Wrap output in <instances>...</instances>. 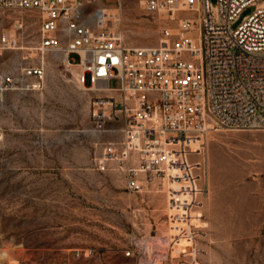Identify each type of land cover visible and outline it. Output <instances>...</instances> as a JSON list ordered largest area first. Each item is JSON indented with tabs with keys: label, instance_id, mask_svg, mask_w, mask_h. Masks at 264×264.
Here are the masks:
<instances>
[{
	"label": "rangeland",
	"instance_id": "1",
	"mask_svg": "<svg viewBox=\"0 0 264 264\" xmlns=\"http://www.w3.org/2000/svg\"><path fill=\"white\" fill-rule=\"evenodd\" d=\"M117 1L98 5L117 18ZM120 2L117 28L125 43L156 44L159 20L139 0ZM253 10L246 6L232 28ZM16 20L22 22L18 48L0 53L5 72L26 61L23 47L27 61L38 58L29 56L39 40L35 10L0 7V39ZM65 57L47 54L43 89L7 92L0 105V264H139L147 254L140 239H164L168 224L173 240L149 264H264V129H211L195 143L202 144L191 155L201 162L202 191L191 211L192 241L179 234L185 222L173 215L182 208L168 207L164 184L128 193L119 165L102 160L104 146L121 139L120 124L95 128L93 98L104 93L79 87ZM119 85L118 78L109 80L110 87Z\"/></svg>",
	"mask_w": 264,
	"mask_h": 264
},
{
	"label": "built area",
	"instance_id": "2",
	"mask_svg": "<svg viewBox=\"0 0 264 264\" xmlns=\"http://www.w3.org/2000/svg\"><path fill=\"white\" fill-rule=\"evenodd\" d=\"M99 1L0 0V7L40 16L39 40L29 51L38 58L27 61L25 53L18 68L0 70V105L7 92L42 90L45 56L63 53L81 67L88 90L104 93L93 98L95 128L120 124L121 139L104 146L102 160L119 165L128 193H140L154 181L166 184L168 207L183 205V218L192 219L202 190L201 162L191 155L200 154L202 144L191 143L211 129H264V0H139L160 22L154 46L126 44L117 28L120 0L114 22ZM246 6L254 10L232 28ZM21 27L16 20L14 32L2 35L0 53L15 50ZM111 78L120 85L110 87ZM186 230L181 227L179 234ZM189 248L195 260L194 245Z\"/></svg>",
	"mask_w": 264,
	"mask_h": 264
},
{
	"label": "bare ground",
	"instance_id": "3",
	"mask_svg": "<svg viewBox=\"0 0 264 264\" xmlns=\"http://www.w3.org/2000/svg\"><path fill=\"white\" fill-rule=\"evenodd\" d=\"M102 4V3H101ZM105 11H106V13L108 14V13H110V12H112V9L111 8H106L105 7ZM116 20V18H112V21L114 22ZM127 32V31H126ZM28 34V33H27ZM29 35V34H28ZM130 35V34H129ZM131 35H134V34H131ZM31 41V40H30ZM29 42V41H28ZM129 46H131L130 44H128ZM155 45V44H154ZM154 45H151V46H154ZM18 48V46L15 48V49H17ZM27 52H28V49L26 48V47H23ZM25 51V52H26ZM26 52V53H27ZM25 54V53H24ZM57 55V54H56ZM29 56H33V53L32 52H30L29 53ZM58 56V55H57ZM59 57V56H58ZM58 57H57V59H58ZM64 60H65V62L67 63V65H69V66H72V67H70V68H72L71 69V71H72V74H73V77H75V79L77 80V83L79 84V87H82L83 88V90L84 89H86V90H88V88L86 87V85L85 84H83L82 83V80H81V75H82V70H81V67L78 65V64H74V63H72V62H70V61H68L67 59H66V57L64 58ZM63 61V60H62ZM52 63V62H51ZM50 65V64H49ZM52 67V66H51ZM50 68V67H49ZM77 68L79 69V71L77 70ZM50 70V69H49ZM70 71V72H71ZM52 72V71H51ZM51 74H53V73H51ZM53 76V75H52ZM72 76V75H71ZM71 80V79H70ZM75 82V81H74ZM100 93V92H99ZM200 140L201 139H198V140H196V141H194L193 143H191L192 144V146H194V148H196V147H198V146H195V143L196 142H200ZM164 185H166V184H164ZM160 191V190H159ZM150 192V191H149ZM161 192H162V190H161ZM164 192V191H163ZM162 199V198H161ZM174 209H176V210H179V208H182V211H177V212H175L174 213V215H173V218H174V221H176V220H181V221H184L185 222V225H184V228L185 229H187L186 230V232H187V234H184V237L185 238H187V239H190V240H192L193 241V238L190 236V234H189V231H188V227H189V224H190V219H184L183 217H185L184 216V210H185V207L183 206V205H179V207H173ZM187 212V211H186ZM166 232V231H165ZM167 236L164 238V239H162L161 237H159L158 235H156V236H151V235H149V236H146V237H144L143 236V238L142 239H140V242L142 243V245L144 246V248H145V251H146V258H140L139 259V261H138V263L139 264H149V263H152L153 261H157L161 256L159 255V254H154V251H163L167 246H169V243L173 240V238H172V233H173V226H172V224H168V229H167ZM147 235V234H146ZM163 237V236H162ZM181 239H183L182 237H181ZM139 242V241H138ZM193 247V246H192Z\"/></svg>",
	"mask_w": 264,
	"mask_h": 264
}]
</instances>
